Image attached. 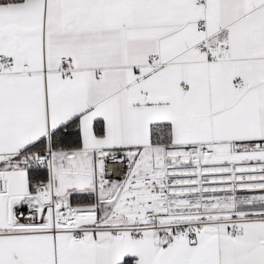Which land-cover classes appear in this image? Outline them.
<instances>
[{
    "label": "snow or ice",
    "instance_id": "snow-or-ice-1",
    "mask_svg": "<svg viewBox=\"0 0 264 264\" xmlns=\"http://www.w3.org/2000/svg\"><path fill=\"white\" fill-rule=\"evenodd\" d=\"M0 264H264V0H0Z\"/></svg>",
    "mask_w": 264,
    "mask_h": 264
}]
</instances>
